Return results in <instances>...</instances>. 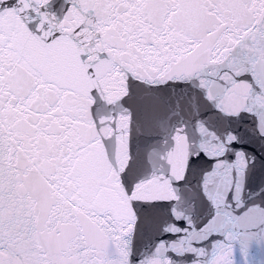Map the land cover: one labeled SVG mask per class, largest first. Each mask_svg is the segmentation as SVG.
Here are the masks:
<instances>
[{"label":"snow or ice","instance_id":"snow-or-ice-1","mask_svg":"<svg viewBox=\"0 0 264 264\" xmlns=\"http://www.w3.org/2000/svg\"><path fill=\"white\" fill-rule=\"evenodd\" d=\"M0 264H264V0H0Z\"/></svg>","mask_w":264,"mask_h":264}]
</instances>
